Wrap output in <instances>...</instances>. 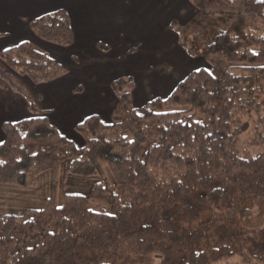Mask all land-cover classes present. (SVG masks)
I'll list each match as a JSON object with an SVG mask.
<instances>
[{
	"label": "trees",
	"instance_id": "1",
	"mask_svg": "<svg viewBox=\"0 0 264 264\" xmlns=\"http://www.w3.org/2000/svg\"><path fill=\"white\" fill-rule=\"evenodd\" d=\"M189 2L197 13L229 21L205 48L208 67L139 107L134 79H115L109 122L91 114L76 124L80 146L19 80L49 83L68 68L29 40L0 51V81L32 115L2 124L0 184L29 186L30 174H52L41 209L0 216V264H264V252L247 241L264 232V0ZM28 23L48 43L74 42L65 9ZM60 163L65 175L100 180L86 196L64 194L57 205ZM205 211L224 228L244 226L237 233L246 237L211 239L202 222L182 241L178 223ZM162 218L173 230L161 226Z\"/></svg>",
	"mask_w": 264,
	"mask_h": 264
},
{
	"label": "crops",
	"instance_id": "2",
	"mask_svg": "<svg viewBox=\"0 0 264 264\" xmlns=\"http://www.w3.org/2000/svg\"><path fill=\"white\" fill-rule=\"evenodd\" d=\"M186 1L0 0V51L29 40L38 50L42 51L40 47H43L52 52L51 56L68 68L65 76L49 83L34 84L26 77L19 80L48 119L69 138L71 133H76L74 126L88 115L96 114L102 121L109 122L116 100L110 84L115 79L135 77L136 92L145 88V79L133 72L134 67L128 70L130 52L143 36L163 40L166 36L161 35L160 30L164 31L168 22L179 20L176 18ZM57 9H65L71 19L74 42L66 47L37 37L28 23L29 19ZM107 57L125 58L117 59L124 64L120 68L116 59L108 62ZM148 65L146 62L142 69L147 72L146 76ZM136 92L135 99L142 101L143 97ZM31 116L25 99L0 81V143L4 140L3 123H15Z\"/></svg>",
	"mask_w": 264,
	"mask_h": 264
},
{
	"label": "rangeland",
	"instance_id": "3",
	"mask_svg": "<svg viewBox=\"0 0 264 264\" xmlns=\"http://www.w3.org/2000/svg\"><path fill=\"white\" fill-rule=\"evenodd\" d=\"M187 1L180 16L176 18L179 20L168 22L164 31L160 30V34L166 36L163 40L146 39L142 32V40L131 50L130 54H132V57H129L130 59L128 60L130 63V68L128 70H131L134 67L133 72L137 73L139 77L146 81L144 83L145 88L138 92L135 90L137 86H135L134 81L135 89L133 88L132 90L133 106L139 107L154 97H167L174 86L190 71L201 67H208L203 57L205 48L217 33L228 27L229 21L220 16H205L201 13H195L193 11L194 9L192 10L193 7L191 8L192 5L190 6V2ZM40 48L43 49V52L45 51L48 54L52 53L46 48ZM57 50L62 52L61 49ZM54 55L56 58L58 57L56 54ZM114 59H116V62L114 61L116 65L121 68L124 62L117 59L125 58L107 57L108 62H112ZM146 62H149V65L147 66L149 73L147 76L145 75L147 72L145 73L142 70L145 69L144 66ZM133 79L135 80V77ZM134 91L136 94L138 93L139 97H143L142 101H137L135 99L137 95H135L136 97L134 96ZM76 133H71L69 139L72 140L75 145L80 146L82 145L83 140L82 137ZM79 137L81 138V141L78 140ZM62 168L63 164L60 163L59 171L55 176L54 196L57 205L61 204L62 196L64 194L86 196L89 192L90 186L100 180V176L98 175L86 178L72 174L65 175L62 172ZM27 181L29 183H32L33 181L34 184L29 186L0 184L1 216L5 214H17L18 212L24 213L27 209L38 210L42 208L44 199L49 197L52 193L51 172L45 171L37 176L30 174L27 177ZM92 207L94 208V206ZM166 220V218L161 219L163 222L161 223V226H164L165 229L173 230L169 227ZM202 222L209 223L208 225H210V229L208 231V237L211 239L215 238V240H223L229 236L234 237L236 240L246 237V235L243 236L242 234L237 233L238 229L241 231L244 230L243 232L245 233L244 226L240 228L236 227L234 230L227 226L224 228L222 225L224 224L223 221L219 220L212 211L201 212L192 220H181L175 227V230L179 234L180 239L185 241V239L187 240L186 235L199 227ZM216 227L218 231L215 229ZM214 230L216 231L214 232ZM247 241L251 245V248L256 252H264V232L253 238L247 237ZM29 244L32 245L33 243Z\"/></svg>",
	"mask_w": 264,
	"mask_h": 264
}]
</instances>
